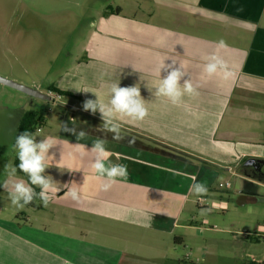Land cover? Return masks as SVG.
I'll use <instances>...</instances> for the list:
<instances>
[{"label":"crops","instance_id":"crops-1","mask_svg":"<svg viewBox=\"0 0 264 264\" xmlns=\"http://www.w3.org/2000/svg\"><path fill=\"white\" fill-rule=\"evenodd\" d=\"M220 40L227 47L219 49ZM213 53L228 64L233 77L222 79L219 69L210 78L203 75L211 62L206 56ZM162 61L167 67L158 77ZM173 67L184 73L181 86L191 80L198 92L185 95L180 105L155 94L159 78ZM49 76L45 91L56 95L48 90L54 87L69 94L55 101L65 99L63 104L76 113L49 119L27 111L43 118L32 132L40 130L37 141L58 139L44 174L60 191L50 194L46 207L39 199L26 206L35 211L32 222L0 187V264H167L178 252L175 244L184 240L179 227L192 230L189 204L201 206L197 199L203 197L190 187L193 175L196 183L207 184L208 193L221 170L239 177L243 187L257 181L241 165L249 158L264 161V0H145L115 9L104 6L81 54ZM115 82L138 86L148 110L142 121L113 112L120 141L105 128L99 110L83 107L89 100L107 105ZM50 100L45 102L55 103ZM80 132L86 138L77 140ZM96 140L107 142L112 163L127 165V178H118L107 191L90 168L95 153L85 151L81 158V150L73 147L83 144L90 150ZM129 140L135 143L129 145ZM16 156L4 166H13ZM1 158L0 184L6 178L9 185L21 179L27 183L17 173L6 177ZM65 185L78 189V201L66 195ZM209 194L211 205L224 206L225 198Z\"/></svg>","mask_w":264,"mask_h":264},{"label":"rangeland","instance_id":"rangeland-1","mask_svg":"<svg viewBox=\"0 0 264 264\" xmlns=\"http://www.w3.org/2000/svg\"><path fill=\"white\" fill-rule=\"evenodd\" d=\"M135 1L145 0H0V75L34 88L55 102H45L0 84L3 166L16 154L12 142L22 112L33 109L49 119L57 113L66 116L76 113L63 104L67 102L65 99L57 104L59 101L55 100L60 94L45 91L49 73L81 54L92 22L104 6L115 9L134 5ZM123 14L131 12L123 9ZM219 173L209 193H214L215 198L219 195L225 198L224 206L211 208L212 197L206 196L201 206L189 204L187 223H191L192 230L179 227L185 232L184 240L175 244L178 252L167 264H264V184L253 180L258 186L253 195L254 192L243 188L239 177L223 170ZM226 183L229 187H224ZM201 209L209 211L201 215ZM22 210L32 222L35 220L33 209L27 210L25 206ZM170 240L173 244V238Z\"/></svg>","mask_w":264,"mask_h":264},{"label":"clouds","instance_id":"clouds-1","mask_svg":"<svg viewBox=\"0 0 264 264\" xmlns=\"http://www.w3.org/2000/svg\"><path fill=\"white\" fill-rule=\"evenodd\" d=\"M217 43L219 49L227 47L225 41L220 40ZM209 63H206L203 67V75L206 77H212L214 74H218L224 79L228 80L233 77L234 73L229 68L228 64L219 58L218 54L213 53L206 56ZM164 61L161 62L157 69V75L160 77L161 71L166 69ZM183 72L179 68L173 67L171 71H168L164 78H159V85L156 88L155 94L158 97H166L172 104L180 105L183 103V97L185 95L193 97L198 95L196 88L193 87L191 80H185L181 86L180 81L183 76ZM85 111H91L95 113L97 110L101 113V118L104 120V126L108 131L115 133L113 139L120 141L123 136L120 134L119 124L113 123L111 117L113 112L119 114L122 117H128L132 121H142L148 115V110L145 107V102L141 98L140 89L138 86L120 87L118 82L110 85V100L108 104H100L98 101L89 100L84 104ZM111 125V126H109ZM65 131H69L66 127ZM40 135L38 129L36 133L24 130L21 134L16 136L13 145L17 154L18 164L13 167L11 163L4 166L6 177L15 178L17 169L25 176L28 177L27 183L24 180H16L9 185L7 178L0 184L7 190L8 198L11 204L19 209H23L25 206L33 203L34 199H39L43 206H47L51 199V193H57L60 191L59 187H56L51 177L46 176L45 169L47 167L46 162L54 159L53 155H49L50 149L57 144L58 139L55 137H44L37 141L36 136ZM86 138V133L80 132L77 135V140ZM64 143H67L66 141ZM106 141L96 140L90 150H86V146L83 144H76L73 147L80 149L79 155L84 157L85 151L95 153L94 160L90 164V168L95 173L96 179L102 181L101 189L104 191L109 190L112 185L119 182L118 178L126 179L128 176L127 165L122 163H112L110 157L112 152L107 150L105 145ZM129 145L135 143L134 140L128 141ZM68 156H72V153H68ZM106 161L109 162L106 166ZM194 183L191 185L192 191L200 197L207 196L208 187L204 182H195V176L192 177ZM75 185V184H71ZM35 186V187H33ZM40 191L37 193L36 188ZM68 188L66 195L72 200L78 201L79 192L75 187L65 185ZM209 209H201L200 214L204 215Z\"/></svg>","mask_w":264,"mask_h":264},{"label":"trees","instance_id":"trees-1","mask_svg":"<svg viewBox=\"0 0 264 264\" xmlns=\"http://www.w3.org/2000/svg\"><path fill=\"white\" fill-rule=\"evenodd\" d=\"M48 90H50L51 92H56V93L61 94V95H64V96L69 95V94H67L64 91H60L58 89H55L54 87H50ZM42 124H43V118L42 117H39L35 112H31V111L26 112L24 114V116L22 117V119H21L20 125L18 127V134H17V136L19 134H21L24 130H27L29 132L36 131V128L38 126H41ZM17 164H18V160H17V156H16V158L14 160V163H13V166L15 167ZM241 170L245 174L246 170H245L244 167H242V165H241ZM17 174L23 176L26 180H28V177L25 176L23 173H21L19 171V169H17ZM247 186H248V183L245 182L243 188H245ZM251 186H256V185H251ZM35 190L38 193L37 189H35Z\"/></svg>","mask_w":264,"mask_h":264},{"label":"water","instance_id":"water-1","mask_svg":"<svg viewBox=\"0 0 264 264\" xmlns=\"http://www.w3.org/2000/svg\"><path fill=\"white\" fill-rule=\"evenodd\" d=\"M0 84H3V85L10 87L12 89L18 90V91H20V92H22L28 96L36 97V98H39V99H42L45 101L50 100V97L48 95H44L34 88L27 87V86L22 85L18 82H15V81H12V80L7 79L5 77H2L1 75H0ZM257 162L262 163L263 160L249 158L242 164V167L245 168V166H251L252 164L257 163Z\"/></svg>","mask_w":264,"mask_h":264},{"label":"flooded vegetation","instance_id":"flooded-vegetation-1","mask_svg":"<svg viewBox=\"0 0 264 264\" xmlns=\"http://www.w3.org/2000/svg\"><path fill=\"white\" fill-rule=\"evenodd\" d=\"M245 170H247L246 175H248V177L252 179H256L258 183L261 182L262 184H264V161L262 163L259 162L254 163L251 166H245ZM252 181L253 180L248 181L247 182L248 186L245 188L246 190L248 189L250 192H254L253 194H255L257 193L256 191L258 186L254 184ZM251 185H256V186H251Z\"/></svg>","mask_w":264,"mask_h":264},{"label":"built area","instance_id":"built-area-1","mask_svg":"<svg viewBox=\"0 0 264 264\" xmlns=\"http://www.w3.org/2000/svg\"><path fill=\"white\" fill-rule=\"evenodd\" d=\"M219 187H223V186L220 184ZM224 187H229V184H228V183L224 184ZM204 200H205V199H203V198H198V199H197V204L201 205V203H202ZM211 207H212V208H217L218 206L215 205V204H212Z\"/></svg>","mask_w":264,"mask_h":264}]
</instances>
